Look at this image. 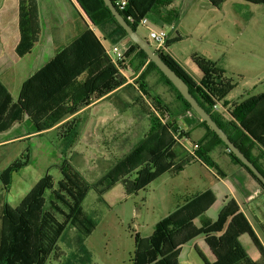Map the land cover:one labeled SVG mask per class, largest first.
<instances>
[{
  "label": "trees",
  "instance_id": "16d2710c",
  "mask_svg": "<svg viewBox=\"0 0 264 264\" xmlns=\"http://www.w3.org/2000/svg\"><path fill=\"white\" fill-rule=\"evenodd\" d=\"M70 1L80 10V14L87 18L88 24L100 25L106 21H111L115 24L121 37H127L126 31L117 22L104 0ZM209 1L214 6H218L223 0ZM247 1L264 5V0ZM173 2L174 0H129L125 9L118 8V10L139 32V21L143 17H148L151 21L164 27L179 23L184 12L181 7L175 6ZM130 16L134 17L135 21H131ZM19 27L21 38L17 46V53L19 56H24L31 51L40 32L35 0H20ZM89 38H93L96 47L101 48V55L106 62L105 66L81 83L69 96V99L65 100L67 105L64 103L65 106L62 109L61 107L52 109L54 107L52 105H56L61 93L90 67V64L84 62L80 57L81 61L76 62V65L70 59L74 67L71 70L67 69L68 53L73 51L77 43L85 42ZM174 40L169 38L167 46ZM129 42H131V46L126 54L129 55L136 51L137 56L142 60L141 66L146 64L136 83L141 85L139 89L142 94H144L142 90H146L147 97L152 101L150 103L152 107L149 103L138 101L148 116L150 123L148 131L142 140L122 158L118 159L101 179L93 183L86 181L73 167L64 164L61 165L62 178L57 187H55L53 177L48 173L29 190L16 207L5 203L1 216L3 247L0 248V264H44L70 225L81 230L85 223H88L89 217L85 214L82 204L91 189H94L101 196L121 182L126 193L131 195L146 189L160 174L166 171L177 173L193 160H199L198 156L192 153L176 160L178 151L175 147L178 140L189 137L188 131L183 127L186 122H193L204 127L211 139L210 141H212L207 142L203 139L200 142H193L198 143L196 151L199 152V156L204 161L206 160L210 165L218 168V165L213 163L207 152L210 147L220 145L227 150L232 160L244 169L264 191V185L256 175L228 149L227 145L196 113L157 65L149 60L146 53L136 43L131 39ZM153 49L159 52L166 62L188 83L191 93L199 103L264 174V167L262 166L264 150L257 146L258 141L264 144V137L253 135L249 124L245 121V119H249L248 115L253 112L258 104L260 105L257 108V113L263 111L261 113L264 114V93L250 97L236 104L233 108L231 107L232 109L229 111L221 113L214 109V104L224 100L228 92L236 85L226 77V72L215 61L194 59L202 72V77L197 82L168 53L157 50L155 47ZM125 62L126 58L118 63H113L95 35L88 30L81 35L76 43H72L39 70L32 72L31 76L24 81L20 98L15 105L19 106L29 102L27 99L30 97V102L43 103L37 106L38 109L47 106L48 113L39 115L35 121V131L42 132L53 127L64 114H73L80 108L89 105L91 95L95 92L101 95L124 83L125 77L118 76L116 79V76L119 73V68L126 66ZM131 62L134 64L135 61ZM151 72L156 73L159 76L158 79L169 86L174 94L173 100H167L162 93L153 94L147 90L149 88L146 87H149V84L145 79ZM109 78H113V84H107ZM0 86L2 85L0 84ZM1 89L4 96L6 89L3 87ZM150 89L155 91L153 88ZM6 95V99L0 105V124L3 122L1 121L2 114L6 112L12 99L9 94ZM223 103L228 105L226 99ZM14 110L16 111L14 115L17 116L19 109ZM39 121L43 124H40ZM77 135L78 132L76 131L67 137L70 145L75 141L72 139ZM207 143H210L209 147ZM258 149L260 151L257 152ZM19 169L18 163H13L0 174V177L6 185H10L14 173ZM214 199L215 195L210 188L186 196L170 213L154 224L151 235L142 237L136 234L135 264H177L179 251L183 244L193 239L197 234L204 233L207 235L212 232L219 233V235L205 238L209 248H204L199 244L195 245V251L203 264H264V260L263 262L256 260L239 239L242 234L248 233L257 244L261 257L264 259V249L260 246L251 225L234 199L228 201L222 208L215 222L200 229L194 228L193 220L203 214L214 202Z\"/></svg>",
  "mask_w": 264,
  "mask_h": 264
},
{
  "label": "rangeland",
  "instance_id": "374dc122",
  "mask_svg": "<svg viewBox=\"0 0 264 264\" xmlns=\"http://www.w3.org/2000/svg\"><path fill=\"white\" fill-rule=\"evenodd\" d=\"M173 3L181 7L185 14L181 20L183 29L180 32L181 39L172 42L169 55H173L185 65H194V59L215 61L226 71V77L236 85L226 96L231 101L242 102L262 94L264 91V5L247 0H223L218 6H214L209 0H174ZM139 32L143 37L148 38L145 27H139ZM126 39L129 40L127 37ZM108 44L112 49L111 43L108 42ZM151 45L154 48V44L151 43ZM31 66L32 63L24 64L22 67L8 63L0 64V70L12 68L10 70L14 71L10 74H13L15 78L14 86L8 89L3 83L2 74L4 73L0 72L2 85L0 86V105L6 99V94L12 98L8 109L2 114L3 122L0 124V174L13 163H18L20 167L14 173L10 185H6L0 177V248L3 247L1 216L5 203L16 207L29 190L48 173L53 177L57 187L62 178L61 165L64 164L73 167L86 181L93 183L101 179L115 162L123 157L124 153L142 140L148 130V122L136 117V127L131 133L116 137L104 135L101 132L96 135H77L72 139L75 141L71 145L67 144V147L63 144V138H67L65 134H68V128L64 131L63 127H60L45 133L46 130H44L42 131L44 134H39L42 132L35 131L36 117L48 113V107L38 109L37 106L43 103L30 102V97L27 99L29 102L15 105L20 98L24 81L32 74L24 70L30 69ZM126 75L129 79L132 78L130 71L126 72ZM136 84L141 88L140 84ZM147 84L149 87L146 88H149L147 90L151 93L159 92L167 98L171 96L170 100L173 99V92L161 80L160 85H163V88L166 87L165 90L167 89L168 92L162 86L150 84L148 80ZM2 87L6 89L4 96ZM142 91L144 93L142 95L147 96L146 90ZM61 95L56 105H52L54 106L52 109L57 107L62 109L65 106V100L69 99L70 95ZM121 95L131 96V91L126 90ZM224 100H221L223 105H225ZM151 102L150 99L149 103ZM235 105H232V108ZM259 105L245 121L249 124L253 135L264 137V114L261 113L263 111L257 113ZM140 106L141 104L136 103V109ZM16 108L19 109L17 116L14 115ZM66 109L69 110V108ZM117 109L118 111L122 109L121 104ZM134 109L129 108L127 113H131ZM80 121L81 119L76 118L71 124ZM123 128L125 129L126 126ZM120 132L122 134V131ZM182 141L189 150H192V154L198 156L199 162H192L177 173L166 171L152 181L146 189L131 195L126 193L121 182L101 196L91 189L82 204L85 214L89 217L88 223H85L81 230L70 225L44 264H135L136 234L142 237L151 235L154 224L170 213L176 204L186 196L200 192L216 182L214 176L200 162L203 159L196 151L198 147H194L190 139L185 138ZM257 146L264 148V144L259 141ZM178 147L183 155L190 153L179 143L177 151ZM210 158L217 165L222 162V158L217 157L216 153L211 154ZM203 162L212 166L206 160ZM212 168L216 167L212 166ZM244 190L248 192V189L244 188ZM222 201L219 200L205 213L211 222L216 220L217 210ZM200 219L195 220L197 225H200V221L208 222L205 217ZM204 236L206 238L209 234ZM186 253L187 248L184 254L177 258V264H203L194 249L187 256Z\"/></svg>",
  "mask_w": 264,
  "mask_h": 264
},
{
  "label": "crops",
  "instance_id": "0c3cea01",
  "mask_svg": "<svg viewBox=\"0 0 264 264\" xmlns=\"http://www.w3.org/2000/svg\"><path fill=\"white\" fill-rule=\"evenodd\" d=\"M35 2L40 29L38 40L35 42L30 52L24 56H19L17 53V46L21 38L19 27L20 0H0V64L8 63L11 65H21L22 67L24 64L32 63L31 68H28L24 71H29L30 73L35 72L43 65L54 59L55 56L61 54L72 43H76L81 35L88 30H90L92 34L95 35L96 39L105 49L106 55H108L107 52L110 49V45L108 44V42H110L111 46L116 44L122 45L126 58V66L124 68L123 66L119 68V73L116 76V79L118 76L125 77L126 81L124 83L101 95H98L97 92H95L91 95V103L89 105L80 108V110L73 114H64L60 118L59 122H57L53 127L44 131V133L63 127L64 131L67 128L69 129L68 134H65L67 137L71 136V134L76 131L78 132V136L96 135L99 134L98 132H101V134L112 135L113 137H116L131 133V131H133V129L136 127V117L146 120L148 122L149 129L150 123L148 116L141 107L136 109V103H138V101L141 102L144 100L146 103H149L150 99H148L147 96L142 95L138 85L134 82L136 78H138L139 75L144 71L146 64L141 66L142 60L137 56L136 51H133L129 55L126 54L131 44L128 39L121 37L115 24L111 21H106L100 25L88 24L87 18L80 14V10L70 0H35ZM181 20L179 23L174 24L175 30L172 32L174 34L170 33V38L173 40L176 38L177 41L181 39L180 32L183 31L181 27ZM153 25L156 27L162 26L161 24L157 23H153ZM175 41L176 40H174V42ZM171 44L167 46L165 51L168 54L170 53L169 50ZM101 53V48L96 47L93 38H89L85 40V42L77 43V45H75L73 51L67 55L69 58V60H67V69L71 70L74 65L77 64L76 62L81 61L80 57H82L84 62L90 64V67L87 68L74 82H72L63 91L62 95H71L81 85V83H83L96 72L100 71L105 66V58L103 59ZM171 56L174 57L173 55ZM174 59L178 61L177 58L174 57ZM131 61H135L134 64H132ZM178 63L194 80L199 82L202 77V72L195 62L194 65H185L181 61H178ZM71 65L72 67H70ZM10 69L12 68L0 70L1 73H4L2 74L4 79L3 83L8 89L10 86H14L13 82L15 80L14 75L10 74L14 70ZM129 71L130 74H132L131 79H129L128 75H126V72L128 73ZM146 79L150 81V84L153 83L156 86L159 85L162 86V88L164 87L163 85H160V80L154 72H151ZM107 84H113V78H109L107 80ZM165 88L163 89L165 90ZM126 90L131 91V96L128 95V97H123L121 95L123 92H126ZM165 91L168 92L167 89ZM262 93H264V91ZM170 97L168 96L167 98L166 96L167 100L170 101ZM226 100L228 102V106H225H227L228 109H231L232 105L237 103L239 104V102H241L231 101L228 98ZM119 104H121L122 108L120 111L117 109L119 108ZM129 108L135 109L131 113H127ZM219 111L221 113L224 112L222 109ZM76 118L81 119V121L71 124V122ZM124 126H126L125 129L123 128ZM183 127L188 131L189 137L186 139H190L192 142H200L203 139L207 140V142H212L208 137L206 129L201 125L195 124L193 122H186ZM120 131H122V134ZM44 133L42 132L39 134ZM194 134H196V136H193ZM182 139L178 140V143L184 148L188 149ZM63 144L65 147L68 146L67 144L70 145L68 138H63ZM85 146H87V144ZM207 146L209 147L210 143H207ZM65 147L63 148L64 150H66ZM132 148H130V150ZM175 148L177 149V145ZM260 149L263 150L264 148ZM257 151L260 150L258 149ZM178 152H180L179 147ZM189 152L191 153L192 150L190 149ZM126 153H124L123 156ZM213 153H216L217 157L222 158V162L218 163L217 170L216 168L213 169L211 166L204 164L203 161L200 162L205 167V169L214 176L216 182L211 183L201 191L207 190L209 188L212 189L215 199L211 206L203 214L193 220L194 228L200 229L203 226H207L215 222L218 219V215L222 208L227 204L228 201L234 199L239 204L241 211L244 213L249 224L251 225L253 232L260 243V246H262L264 249V191L258 185V183L246 173L244 169L239 167L232 160L224 147L220 145L210 147L207 155L210 157V155ZM183 156L184 155L181 152L178 153L176 160L181 159ZM196 161L198 160H193L192 162ZM187 165H185L184 168ZM262 166L264 167V160L262 161ZM244 188L248 189V192H246ZM219 200L223 201L220 208L217 210V218L211 222L206 217L205 213L208 212L212 206L216 205ZM203 217H205L208 222L202 223L200 221V225H197L195 220ZM204 235V233L197 234L193 239L183 244L180 248L178 258L184 254V250L186 248V256L193 252V249L195 250V245L197 244L203 246L204 248H209L207 247L208 244L205 241ZM217 235H219V233H209V236L211 237ZM239 239L246 250L249 251V253L254 258H256V260L263 262L264 259L261 257V252L259 251V248H257V244L248 233L242 234Z\"/></svg>",
  "mask_w": 264,
  "mask_h": 264
},
{
  "label": "water",
  "instance_id": "95a60500",
  "mask_svg": "<svg viewBox=\"0 0 264 264\" xmlns=\"http://www.w3.org/2000/svg\"><path fill=\"white\" fill-rule=\"evenodd\" d=\"M105 4L111 10V13L117 22L126 31L127 37L136 43L143 50L149 60L153 61L161 72L171 81L183 97L190 103L196 113L206 121L210 128L221 138L227 145L228 149L238 157L261 181L264 185V174L257 166L240 150V148L230 139L226 131L216 122L212 115L199 103L197 98L191 93L188 83L166 62L163 56L155 51L150 41L143 37L118 10L112 0H104Z\"/></svg>",
  "mask_w": 264,
  "mask_h": 264
},
{
  "label": "built area",
  "instance_id": "2783aa9c",
  "mask_svg": "<svg viewBox=\"0 0 264 264\" xmlns=\"http://www.w3.org/2000/svg\"><path fill=\"white\" fill-rule=\"evenodd\" d=\"M113 3L119 9H125L129 0H112ZM131 21H135L134 17H129ZM139 26L145 27L148 31V40L150 43L154 44V47L157 50L165 52L167 49V40L170 38V33L174 32L175 25L171 24L167 27L161 26L156 27L152 24L151 20L148 17H143L139 21ZM109 58L113 63H118L125 58L123 46L116 44L109 49L107 52ZM215 110H224L229 111L228 107L223 105L221 101H217L214 104ZM194 147H198V143H194Z\"/></svg>",
  "mask_w": 264,
  "mask_h": 264
}]
</instances>
